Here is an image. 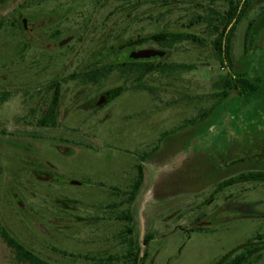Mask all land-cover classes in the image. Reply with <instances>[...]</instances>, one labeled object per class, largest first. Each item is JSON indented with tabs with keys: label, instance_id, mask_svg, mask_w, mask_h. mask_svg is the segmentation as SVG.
<instances>
[{
	"label": "rangeland",
	"instance_id": "1",
	"mask_svg": "<svg viewBox=\"0 0 264 264\" xmlns=\"http://www.w3.org/2000/svg\"><path fill=\"white\" fill-rule=\"evenodd\" d=\"M226 8L227 0H0V90L33 82L40 93L42 80L62 78L60 109L82 112L55 113L53 128L31 130L41 115L31 112L44 96L35 104L4 90L0 229L45 264H213L236 252L251 235L249 224L235 207L223 210L234 216H223L233 218L226 229L215 224L221 211L205 218L206 160L212 144L215 174L225 142H238L244 153L256 139L264 142V4L236 24L230 46L231 73L257 79V90L231 91L216 105L215 85L229 70L214 54L211 28ZM22 19L32 37L22 32ZM162 30L195 35L203 45L175 44L166 56L149 58L161 71L139 79L138 72L122 78L113 70L91 88L69 81L94 60L126 62L129 51H107ZM132 49L159 47L150 41ZM111 89L116 97L98 113H84ZM142 154L145 175L128 203ZM146 234L152 240L144 246ZM0 264L28 263L0 236ZM249 264H264V250Z\"/></svg>",
	"mask_w": 264,
	"mask_h": 264
},
{
	"label": "flooded vegetation",
	"instance_id": "2",
	"mask_svg": "<svg viewBox=\"0 0 264 264\" xmlns=\"http://www.w3.org/2000/svg\"><path fill=\"white\" fill-rule=\"evenodd\" d=\"M258 3L255 4V6L263 5L264 0H258ZM264 10V9H262ZM261 11V10H260ZM258 11V12H260ZM261 16H258V19H260ZM260 24V20H255ZM26 20L22 19L21 23V29L24 34H26V37L30 35L33 31L30 29H27ZM20 36V35H18ZM31 36V35H30ZM32 37V36H31ZM18 38V37H17ZM20 38H18L19 40ZM19 44V41L17 42ZM133 50V49H132ZM131 50V51H132ZM129 58V57H128ZM130 59V58H129ZM133 61H126V65L131 68H141L144 69L146 66H148V62L145 60H134ZM140 60V61H139ZM149 60V59H146ZM94 61L89 62L86 67H90ZM96 63V73L95 77H86L84 78L82 73L85 69H80L75 71L74 73L69 74V76H72V78L69 81H72V85L79 86L80 82H88V87H94L96 84H98L100 80V62ZM116 65V64H112ZM35 72V71H34ZM73 74H76L77 76H73ZM17 75L20 77L21 72L20 69L17 71ZM80 75V76H79ZM136 80V79H135ZM42 83H39L38 85L42 88V91L40 93L36 92L37 83L33 82H24V83H15V85L7 84L6 88H2L0 90V102H4V97L6 96V92L4 90L12 88L17 93L26 95L27 98L29 97L32 99L35 98V104H37L41 99L42 96H44L45 100L43 103L40 104V109H34L31 113H41L39 118L37 119V126L31 128V130L34 129H51L54 127L53 121H54V113H75L81 111H74V110H61L60 109V100L62 97L61 91L63 82L66 80H63L62 78L53 79V78H47L42 80ZM138 82V79H137ZM87 84V83H86ZM79 91V90H78ZM112 92V95H109V93ZM117 96L116 90L111 89L104 93L103 95H97L96 99L92 101V106L94 109L85 111L84 113H98L99 110H97L100 107H103L105 104L109 103L111 99ZM56 98L55 104L54 99ZM97 108V109H96ZM212 108V107H211ZM211 112V109H209ZM15 113H18L16 110ZM56 126V125H55ZM224 132V131H223ZM212 144H209V153L206 160L207 164V179H208V188L210 190V194L207 196L205 200V218L211 220L214 219V214L218 213V211H221L219 214L221 215V219L219 222H215L220 224L222 228L226 229V225L230 223V221L233 220V218H230L228 221H226L224 217H234L231 215H227L225 211H223L227 207H235V211L242 210L243 215L238 216L239 219H242L243 221H247L249 224V228L251 231V235L246 237L242 243H240V246H238L236 249V252H232L225 254L222 258L214 262L213 264H217L222 259V264H229L231 260H237L238 262H243V264H249L252 259H254L258 254L260 253L263 247L264 243V142H259L258 139L255 140L252 150L244 153L243 150H241L240 145L238 142L235 141H227L225 142V146L222 149L221 152V159L223 161V166L221 170H215L216 173L213 174V167L211 165L210 160L213 159L212 152L214 153V150L212 149ZM147 155V154H146ZM142 154V156L138 158V161L134 165V178L132 180V184L130 185V191L132 192L133 184L137 181H143L145 170L142 169V161H145L143 159L147 158L146 156ZM212 181V182H211ZM140 187V186H139ZM140 188H138L137 191H139ZM263 190V191H260ZM227 206V207H226ZM204 216V213H203ZM197 218V217H196ZM211 218V219H210ZM197 222V219H195ZM226 221V222H225ZM150 237V241L152 240V237L149 234H146ZM145 237V236H144ZM145 246V244L143 243Z\"/></svg>",
	"mask_w": 264,
	"mask_h": 264
},
{
	"label": "trees",
	"instance_id": "3",
	"mask_svg": "<svg viewBox=\"0 0 264 264\" xmlns=\"http://www.w3.org/2000/svg\"><path fill=\"white\" fill-rule=\"evenodd\" d=\"M257 1L258 0H227V8L225 12L223 14L222 13L216 14L214 18L216 19V24L212 25L211 28V32L214 33V38L210 41V44L214 50L215 56L219 60L221 67L222 68L226 67L229 70L223 76V78L215 85L218 91L214 94V97L219 98L216 105L219 104V101L224 99L231 91H236V93L238 92L239 94L244 93L245 95H252L257 90V79L255 80L256 82H252L244 74L231 73L232 59H231V49H230L231 36L234 27L244 16H246L249 13L251 7L255 6V4L258 3ZM254 22L250 23V25L248 26L249 37H251L252 30H254ZM150 41L154 42L159 47L158 50L165 51L164 56L167 55V51H168L167 49L183 41H189L198 45H203L202 39L195 35L189 33L183 34L174 31L162 30L148 37H144L140 35L134 40L125 41L119 44L116 49L108 50L107 54L111 53V55L116 56L124 50L130 52L131 51L130 49H132V47L140 46ZM127 61H133V60H130L128 58ZM145 61L148 62L149 64L144 69L131 68L127 66L125 62L116 65H109V64L106 65L105 63H99L100 64L99 73L101 78H103L105 77L106 74L112 72L113 70L115 71L117 70L122 78H126V77H130L135 72H138L137 78L139 79L142 78L144 74L152 73L154 71H161L162 67L160 65L153 66L150 63L153 60L149 59ZM95 68H96V63L94 62L90 65V67L86 68L83 71L82 73L83 77L94 78L96 73ZM73 76H77V75L73 74ZM55 101L56 98L54 99V104ZM216 105L212 109H214ZM209 112H210L209 110H206V112L204 111L203 113L198 114V116L196 117L198 119V122L202 121L205 118L206 113ZM188 124H190V121H188ZM140 184L141 181L134 182L132 188L133 193H131V196L128 198V203L132 202L133 197L135 196ZM126 221H130L129 217L126 218ZM126 232H130V230L127 229ZM0 236L2 237L6 245L11 249L14 257L20 260V262H24L28 264H45L43 260L38 258L31 251H29L21 244H19L16 240H14L9 235H7L4 229H0ZM149 241H150V237L148 235H145L143 243L146 245ZM131 256L135 261V257H134L135 253L132 254ZM217 264H222V259ZM229 264H243V262H238L235 259V260H231Z\"/></svg>",
	"mask_w": 264,
	"mask_h": 264
},
{
	"label": "water",
	"instance_id": "4",
	"mask_svg": "<svg viewBox=\"0 0 264 264\" xmlns=\"http://www.w3.org/2000/svg\"><path fill=\"white\" fill-rule=\"evenodd\" d=\"M60 44H64L63 42ZM165 54V51L160 50H154V49H140V50H132L129 52L128 57L130 59H149L153 57H163ZM109 95H112V92L109 93Z\"/></svg>",
	"mask_w": 264,
	"mask_h": 264
}]
</instances>
